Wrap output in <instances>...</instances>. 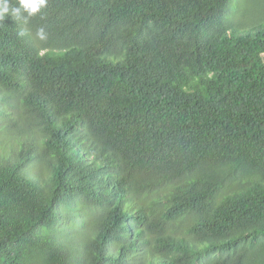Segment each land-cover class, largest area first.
Returning <instances> with one entry per match:
<instances>
[{
	"label": "trees",
	"instance_id": "obj_1",
	"mask_svg": "<svg viewBox=\"0 0 264 264\" xmlns=\"http://www.w3.org/2000/svg\"><path fill=\"white\" fill-rule=\"evenodd\" d=\"M255 2L241 22L233 0L0 20V264H264Z\"/></svg>",
	"mask_w": 264,
	"mask_h": 264
},
{
	"label": "clouds",
	"instance_id": "obj_2",
	"mask_svg": "<svg viewBox=\"0 0 264 264\" xmlns=\"http://www.w3.org/2000/svg\"><path fill=\"white\" fill-rule=\"evenodd\" d=\"M47 5V0H15V4L10 0H0V20L6 16H11L18 23L27 24L28 20L39 13ZM18 35L23 36L21 31ZM39 40H46L47 36L43 27L37 29L35 33Z\"/></svg>",
	"mask_w": 264,
	"mask_h": 264
},
{
	"label": "rangeland",
	"instance_id": "obj_3",
	"mask_svg": "<svg viewBox=\"0 0 264 264\" xmlns=\"http://www.w3.org/2000/svg\"><path fill=\"white\" fill-rule=\"evenodd\" d=\"M256 8H257V4H256L255 0H233V3L231 5V9H230V14H232L234 19H236L238 21L240 18V22H241L243 20L242 17L244 14L251 13ZM261 14L262 13L259 10V16H258L259 18L262 17ZM254 20H252V22ZM247 24L250 25L249 23H247Z\"/></svg>",
	"mask_w": 264,
	"mask_h": 264
}]
</instances>
